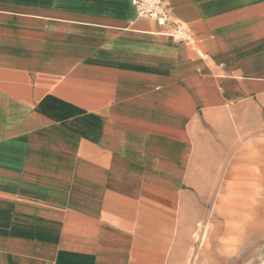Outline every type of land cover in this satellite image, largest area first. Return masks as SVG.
I'll use <instances>...</instances> for the list:
<instances>
[{
  "label": "crops",
  "instance_id": "0c3cea01",
  "mask_svg": "<svg viewBox=\"0 0 264 264\" xmlns=\"http://www.w3.org/2000/svg\"><path fill=\"white\" fill-rule=\"evenodd\" d=\"M165 2L0 0V264H264V0Z\"/></svg>",
  "mask_w": 264,
  "mask_h": 264
},
{
  "label": "built area",
  "instance_id": "2783aa9c",
  "mask_svg": "<svg viewBox=\"0 0 264 264\" xmlns=\"http://www.w3.org/2000/svg\"><path fill=\"white\" fill-rule=\"evenodd\" d=\"M136 6L138 14L155 20L158 25L165 29H169L170 34L177 41H188L192 35L184 28V26L174 18L165 0H131ZM171 25V29L169 26Z\"/></svg>",
  "mask_w": 264,
  "mask_h": 264
},
{
  "label": "rangeland",
  "instance_id": "374dc122",
  "mask_svg": "<svg viewBox=\"0 0 264 264\" xmlns=\"http://www.w3.org/2000/svg\"><path fill=\"white\" fill-rule=\"evenodd\" d=\"M205 238H207V237H203V241L205 240ZM233 255H234L233 256V260H234V262H236L237 260H239L241 258V256L243 255V253L242 252H236L235 251Z\"/></svg>",
  "mask_w": 264,
  "mask_h": 264
}]
</instances>
